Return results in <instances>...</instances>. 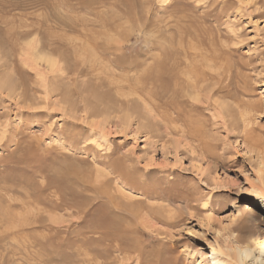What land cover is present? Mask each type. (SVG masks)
Instances as JSON below:
<instances>
[{
  "label": "rangeland",
  "instance_id": "obj_1",
  "mask_svg": "<svg viewBox=\"0 0 264 264\" xmlns=\"http://www.w3.org/2000/svg\"><path fill=\"white\" fill-rule=\"evenodd\" d=\"M103 48L119 67L80 60ZM178 50L223 78L187 106L157 80ZM8 81L0 264H212L218 249L264 238L253 191L264 190V0H0ZM81 93L97 101L85 108ZM107 97L136 99L160 125L125 129ZM176 105L188 120H174Z\"/></svg>",
  "mask_w": 264,
  "mask_h": 264
},
{
  "label": "bare ground",
  "instance_id": "obj_2",
  "mask_svg": "<svg viewBox=\"0 0 264 264\" xmlns=\"http://www.w3.org/2000/svg\"><path fill=\"white\" fill-rule=\"evenodd\" d=\"M36 42H37V40H36ZM38 42L35 44L37 45ZM38 47H40V46L38 45ZM34 50H36V49H34ZM31 52H32V50H31ZM114 52L117 53L118 51H113V50L105 49V48L99 49V50L98 49H92V50L85 49L83 51V53L81 55H79V57H80V60L82 61V63L83 62L89 63L90 66H94V67H96V66L119 67L118 58L117 57L114 58V56L112 57V54H114ZM202 55L203 54L201 52H197V51L178 50L175 52V54H173V56H170L169 54H165L164 59H163V63H161V69L160 70L162 71V73H164V75H168V76L170 75L169 76L170 79L167 80L163 77H158L157 78L158 82L159 81L163 82V84L164 83H172L175 87L174 93L177 96H179L185 100L184 101L185 105L187 104V99L190 98L193 94H198L201 91H206V90H213V89L215 90V88L219 89L221 86L222 74L218 73L215 69H214V72L210 71V70H206L205 68H202V66H199L198 64H196V62H194V58H196L198 56L201 57ZM48 59H47V63H49L48 65H50V68L53 69L54 67H56L55 66L56 62L52 59L51 60H48ZM170 60L172 61V67H164L163 68L164 62H167ZM158 68H159V66H158ZM63 69H64V66H63ZM58 70H60V68H58ZM56 72H58V71H56ZM154 81H156V80H154ZM15 87H16V89H15ZM0 88L4 89V90L9 89L10 93H14V90L17 91V89H18L16 84L11 83L10 81H8V83H1L0 82ZM21 93H22V91H21ZM83 93H81L82 99H83V100L82 99L81 100L83 101L84 107L87 108L88 105H90L93 98H95V97H89L88 95L85 96V95H83ZM104 93H105V90H104ZM158 93H157V95H158ZM101 94H102L101 96L105 97L102 92H101ZM159 94H160L159 96H162L161 93H159ZM66 95H68V94H66ZM101 96H100V98H101ZM71 98H72V96L70 94L65 99L69 100ZM107 99H110V98L107 97ZM95 100H96V98H95ZM126 100H127V98H126ZM135 100L136 99H134V101H131V100L130 101H128V100L123 101L120 99L119 100L114 99L112 102H109V101H111V99L108 100L107 103L110 104V107L105 106L106 115H111V116L112 115L114 116V114H117L118 116L120 115L118 118L120 119L121 125H123V127L125 129H130L129 127L131 126L132 121L134 119H136L138 122V128H137L138 132H141L143 129H146V130L151 129L153 126L154 127L159 126L160 122L156 123L157 120H155L154 117H152L153 119L150 118L149 110L144 106L142 107V106L138 105L139 103ZM100 101H101L100 102L101 104L106 103V101L103 98H101ZM172 104H173V102H172ZM198 105L193 104V106L199 107ZM71 107H72V109L76 108V106L74 104ZM67 111H69V110H67ZM69 112L74 113L71 109ZM100 112H102V111H100ZM173 113H174L173 114L174 120H177V121L188 120L186 110L182 109L180 106H177V105H176V107L173 106ZM171 114H172V112H171ZM151 119L153 121H151ZM172 119L173 118L170 117V121ZM197 131L195 130V132H194L191 129H188L187 131H185V133L189 137H192V136L195 137V136H197ZM113 168H114V173H117L121 177L123 175L125 176L127 173V171H125L124 168L121 166H115ZM113 168H111V169L113 170ZM260 174H262V176H264V172H262L261 170H260ZM253 191L258 196L263 198V200H264V190H259L260 192L257 190H253ZM262 213H264V201L262 203ZM251 242L255 243L257 247H253ZM238 243L239 244L237 246L226 247L225 250L218 249L217 252H219V254H218L219 256L215 255V257L212 258V264H264V238H256L253 241L250 240V242H248L244 246L241 245V244H243L242 240L239 239Z\"/></svg>",
  "mask_w": 264,
  "mask_h": 264
}]
</instances>
